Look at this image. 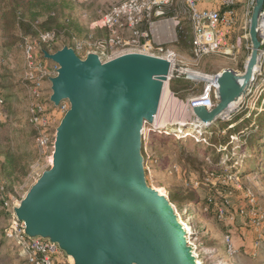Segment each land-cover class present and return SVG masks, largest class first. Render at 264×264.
Listing matches in <instances>:
<instances>
[{
	"label": "rangeland",
	"instance_id": "374dc122",
	"mask_svg": "<svg viewBox=\"0 0 264 264\" xmlns=\"http://www.w3.org/2000/svg\"><path fill=\"white\" fill-rule=\"evenodd\" d=\"M122 1L0 0V264H29L5 236L10 216L3 203H19L50 169L47 154L37 146V127L29 122L34 99L24 79V39L41 50L37 31H53L56 40L48 45L50 54L67 44L81 59L95 53L101 62H108L120 51L100 49L109 38L101 17ZM255 1L234 0L236 25L228 43L239 40L236 50L199 60L191 54L185 1L174 0L166 11V17L175 15L179 22L165 44L178 61L160 112L179 118L184 126L156 130L145 123L141 154L146 183L168 200L187 233L196 264H264V10L259 20L262 45L257 71L240 102L205 128L192 127L191 118L192 106L206 93L209 100L203 104L218 103L212 83L216 76L225 70L244 74L251 54L249 25ZM45 65L53 68L50 60L45 59ZM44 92L50 97L48 81ZM49 111L56 129L60 116ZM57 258V264L73 263L63 252Z\"/></svg>",
	"mask_w": 264,
	"mask_h": 264
},
{
	"label": "water",
	"instance_id": "95a60500",
	"mask_svg": "<svg viewBox=\"0 0 264 264\" xmlns=\"http://www.w3.org/2000/svg\"><path fill=\"white\" fill-rule=\"evenodd\" d=\"M263 10L256 0L244 74L216 76L218 103L208 108L200 99L193 123L222 119L246 92L259 63ZM40 51L58 66L50 102L67 101L69 109L55 131L50 169L13 207L25 236L56 244L72 264H196L168 200L147 185L141 154L142 129L157 114L170 63L140 53L102 63L69 47Z\"/></svg>",
	"mask_w": 264,
	"mask_h": 264
},
{
	"label": "built area",
	"instance_id": "2783aa9c",
	"mask_svg": "<svg viewBox=\"0 0 264 264\" xmlns=\"http://www.w3.org/2000/svg\"><path fill=\"white\" fill-rule=\"evenodd\" d=\"M184 1V13L186 12L191 23L193 58L199 60L211 54H232L240 43L239 40L234 45L228 43L236 25L234 0H223L222 10H200L199 0ZM173 3L174 0H123L112 5L101 17V26L108 31L109 38L102 41L100 49L103 52L107 48L118 50L120 51L118 56L143 53L163 58L170 63L172 69L178 61V55L164 44L156 42L151 35L158 28L164 27L167 22H171L173 27L179 25L176 18L171 20L165 18L166 9L172 7ZM155 18L160 20L155 21ZM126 36L130 37L125 38ZM55 38L53 31H37V39L41 44L51 43ZM23 54L24 79L34 99L29 110V122L37 127V146L47 154L48 163L51 166L56 129L50 120L49 109L60 116L61 120L68 111L69 104L67 101H61L58 106H54L50 102V97H46L44 92V84L47 81L50 84L49 79L55 75L58 66L53 63V68L49 70L40 50H37V47L28 39H24ZM201 99L204 103L209 100V95L206 93ZM199 101L200 99L197 102ZM2 103L0 96V104ZM18 204L13 205L7 201L3 203L10 216L5 236L22 250L29 264H57V256L61 254V251L56 244L25 236L23 223L16 218L13 211V207ZM187 244L189 245V242Z\"/></svg>",
	"mask_w": 264,
	"mask_h": 264
},
{
	"label": "crops",
	"instance_id": "0c3cea01",
	"mask_svg": "<svg viewBox=\"0 0 264 264\" xmlns=\"http://www.w3.org/2000/svg\"><path fill=\"white\" fill-rule=\"evenodd\" d=\"M222 2H223V0H199V9L200 10H221L223 8ZM237 2L241 3L242 0H237ZM168 9H166V11ZM166 13H165L166 19L171 20L173 18H176L175 15H172V17H166L167 16ZM243 18L244 17L242 15V13H240V15H239L240 23L243 21ZM157 20H160V19L155 18V21H157ZM170 26H172V28ZM171 30L174 31L175 27H173L171 22H167L164 27H162V28L160 27L154 33H152L151 38L155 39L156 42H159V43H162L165 45L166 43L170 42L172 39ZM191 118L194 119L193 116Z\"/></svg>",
	"mask_w": 264,
	"mask_h": 264
},
{
	"label": "bare ground",
	"instance_id": "6f19581e",
	"mask_svg": "<svg viewBox=\"0 0 264 264\" xmlns=\"http://www.w3.org/2000/svg\"><path fill=\"white\" fill-rule=\"evenodd\" d=\"M172 28V26H170ZM171 33H173V30H171ZM240 78L241 76L238 75ZM214 82L215 87H216V79L212 80V83ZM167 93V83H164L163 86V91H162V95H161V100L163 99V97L166 95ZM161 100L157 109V114L154 118L153 123L151 124L153 126L154 129L159 130V129H166V128H174V127H183L184 124L183 122L179 119V118H175L172 116H169L167 114H162L161 111ZM241 98H239L237 101L233 102L231 104V106L229 107V109L222 115V117H225L226 114L232 112V110L236 107V105L240 102ZM206 124H200V123H193L192 127L195 128H202L205 127ZM142 135H143V131H142ZM72 261V260H71Z\"/></svg>",
	"mask_w": 264,
	"mask_h": 264
},
{
	"label": "trees",
	"instance_id": "16d2710c",
	"mask_svg": "<svg viewBox=\"0 0 264 264\" xmlns=\"http://www.w3.org/2000/svg\"><path fill=\"white\" fill-rule=\"evenodd\" d=\"M35 36H36V34H35ZM56 40V39H55ZM54 40V41H55ZM53 41V42H54ZM49 44H51V43H48V44H43V45H41L42 46V49H45L46 51H50L49 49H48V45ZM47 46V47H46ZM63 47H70L69 45H67V44H64V45H62L60 48H56V50L54 51V52H57L58 50H60L61 48H63ZM216 101V100H215ZM3 104V103H2ZM213 104H214V102H213ZM214 107V105L212 106V108ZM209 126V125H208ZM208 126H205V127H208ZM204 127V128H205ZM164 130H168V129H164ZM6 238V237H5ZM7 239V238H6Z\"/></svg>",
	"mask_w": 264,
	"mask_h": 264
}]
</instances>
